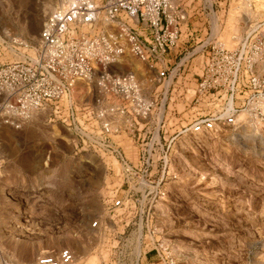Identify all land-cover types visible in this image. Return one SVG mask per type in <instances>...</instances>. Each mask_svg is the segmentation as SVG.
<instances>
[{"label": "built area", "instance_id": "2783aa9c", "mask_svg": "<svg viewBox=\"0 0 264 264\" xmlns=\"http://www.w3.org/2000/svg\"><path fill=\"white\" fill-rule=\"evenodd\" d=\"M232 7L255 0H61L36 43L0 32V129L46 115L82 148L116 160L94 231L127 228L166 196L182 137L264 131V16L240 11L249 27L228 47L211 32ZM0 264L17 263L0 253ZM32 264H76V255L64 247Z\"/></svg>", "mask_w": 264, "mask_h": 264}, {"label": "rangeland", "instance_id": "374dc122", "mask_svg": "<svg viewBox=\"0 0 264 264\" xmlns=\"http://www.w3.org/2000/svg\"><path fill=\"white\" fill-rule=\"evenodd\" d=\"M60 2L0 0V32L36 43ZM240 11L264 16V0ZM240 11L217 13L221 32L238 26L244 34L249 22L238 17ZM203 58L195 55L196 73ZM74 137L46 115L22 129H0V253L9 263L32 264L68 247L77 264H104L101 247L110 245L109 264H130L137 256L141 264H166L163 258L174 264H264L263 130L245 127L239 140L182 137L171 164L178 178L167 182L166 196L127 228L111 223L108 231H94L90 223L103 214L108 167L116 160L82 148Z\"/></svg>", "mask_w": 264, "mask_h": 264}, {"label": "bare ground", "instance_id": "6f19581e", "mask_svg": "<svg viewBox=\"0 0 264 264\" xmlns=\"http://www.w3.org/2000/svg\"><path fill=\"white\" fill-rule=\"evenodd\" d=\"M232 29L234 32H227L226 34L223 32L219 33V24H217V22H215L213 25L214 34H219L221 39L224 40L226 42V44L229 46H233L235 44V42L233 41V38L238 36L239 27L238 26H232ZM130 155L135 156L133 153H130ZM108 246L109 247H105V246L101 247L102 248L101 253H104L103 255H106V257H103V260H102L103 262H105L104 264H109V262H110L111 248H110V245H108ZM78 263H80V262L78 261ZM76 264H77V262H76Z\"/></svg>", "mask_w": 264, "mask_h": 264}]
</instances>
